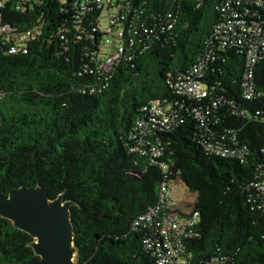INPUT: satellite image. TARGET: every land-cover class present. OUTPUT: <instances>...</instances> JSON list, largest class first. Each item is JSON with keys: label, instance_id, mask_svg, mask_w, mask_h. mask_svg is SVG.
<instances>
[{"label": "trees", "instance_id": "obj_1", "mask_svg": "<svg viewBox=\"0 0 264 264\" xmlns=\"http://www.w3.org/2000/svg\"><path fill=\"white\" fill-rule=\"evenodd\" d=\"M106 1L0 0V23L11 33L40 32L25 43L26 53L12 54L19 41L0 37V194L39 185L50 199L75 201L77 264H155L144 249L147 231L132 223L156 203L164 177L178 178L196 194L198 237L183 244L190 262L225 256L230 264H264V198L251 186L264 183V57L254 70L260 97L242 102L244 45L219 52L214 40L226 0H108L118 18L113 25ZM242 1L262 23L264 4ZM168 12L174 22L162 32ZM122 46L112 69H100ZM209 50L214 62L203 81L215 92L204 104L217 95L246 114L224 104L209 129L234 131L248 161L206 156L198 143L203 131L184 113L182 125L159 135L162 171L131 151L139 110L176 99L168 81ZM31 241L0 217V264L37 259Z\"/></svg>", "mask_w": 264, "mask_h": 264}, {"label": "built area", "instance_id": "obj_2", "mask_svg": "<svg viewBox=\"0 0 264 264\" xmlns=\"http://www.w3.org/2000/svg\"><path fill=\"white\" fill-rule=\"evenodd\" d=\"M95 1L99 4L104 3V0ZM121 1L126 2L127 0ZM256 4L261 6L264 4V0H256ZM245 5H249V2L226 0L224 7L227 15L215 27L214 40L217 41L216 49L219 52H224L228 46L235 42L243 43L246 66L239 99L242 102H252L260 97V93L255 90L254 70L255 65L264 57V21L262 23L255 21L254 13H251ZM105 6L110 8L106 13V18L109 25H113L118 22V18L113 13L112 4L108 0ZM166 19V24L161 28L162 32L172 28L174 20L171 12H168ZM11 31L13 30L7 25L0 23V37L10 35L21 44L18 43L10 47L12 54L19 51L26 53L25 43L40 34L38 29L22 34H14ZM208 44L212 45V41H209ZM132 45L133 42L130 40L129 46ZM122 54H124L123 46L118 48L115 55L105 58L99 68L103 71L111 70L115 61ZM130 59V57H124V60ZM213 62L214 56L209 50L204 56L198 58L185 74L178 76L174 81H168L176 99L150 101L139 110L140 118L135 122L132 130V139L135 145L131 151L148 157L151 165L165 171L167 164L161 161L165 156V148L159 140V135L174 132L183 124V114L188 113L192 114L198 123V128L204 133L200 136L198 143L206 156L233 158L240 164L247 163L248 148L238 144L233 135L234 131L227 130L220 134L209 129L219 121V110L224 104L229 106L235 114L238 109L232 100L222 104V98L217 95L212 99V102L204 104V101L215 92L214 86L209 87L203 81V78L211 71ZM256 114L259 113L256 112ZM236 115L245 116L246 114L242 110ZM251 186L256 188L260 197L264 198V183H255ZM170 193L169 182L164 177L159 186L156 203L132 223L135 229L141 228L147 231L146 239L143 242L144 249L154 258L155 264H230L225 256L212 257L205 262H190L184 253L183 244L186 240L198 237L194 229L199 222V215L194 209L186 216L180 215L175 210V203L170 200Z\"/></svg>", "mask_w": 264, "mask_h": 264}, {"label": "water", "instance_id": "obj_3", "mask_svg": "<svg viewBox=\"0 0 264 264\" xmlns=\"http://www.w3.org/2000/svg\"><path fill=\"white\" fill-rule=\"evenodd\" d=\"M75 205L64 200L63 194L50 199L39 185L0 194V217L32 239L28 246L37 259L26 264H77L70 220Z\"/></svg>", "mask_w": 264, "mask_h": 264}, {"label": "rangeland", "instance_id": "obj_4", "mask_svg": "<svg viewBox=\"0 0 264 264\" xmlns=\"http://www.w3.org/2000/svg\"><path fill=\"white\" fill-rule=\"evenodd\" d=\"M169 187L171 189L170 200L175 203V210L182 215L191 213L196 200V194L190 192L178 178L171 180Z\"/></svg>", "mask_w": 264, "mask_h": 264}]
</instances>
